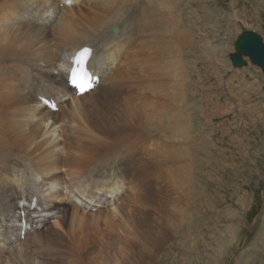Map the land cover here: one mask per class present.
Here are the masks:
<instances>
[{"label":"bare ground","instance_id":"obj_1","mask_svg":"<svg viewBox=\"0 0 264 264\" xmlns=\"http://www.w3.org/2000/svg\"><path fill=\"white\" fill-rule=\"evenodd\" d=\"M55 1L0 0V264H128L136 250L150 260L157 253L147 255L144 239L155 252L167 240L155 216L172 209V164L182 167L175 148L158 143L160 150L153 140L188 137L189 114L175 94L188 71L179 62L177 69L163 67L165 81L155 72L160 57L152 56V72L148 60L140 62L143 44L134 36H159L161 27L156 15L137 20L138 9L126 6L133 0H64L61 8ZM232 46L244 73L250 59ZM83 47L90 48L85 69L93 88L78 95L66 79L72 66L80 71L73 58ZM258 87L252 84L254 95ZM161 92L170 102H158ZM127 180L132 188L123 191ZM94 182L112 195L111 208L90 205L101 204L89 191ZM33 198L40 212L30 207Z\"/></svg>","mask_w":264,"mask_h":264},{"label":"rangeland","instance_id":"obj_2","mask_svg":"<svg viewBox=\"0 0 264 264\" xmlns=\"http://www.w3.org/2000/svg\"><path fill=\"white\" fill-rule=\"evenodd\" d=\"M63 1L55 2L61 8ZM138 1L126 3V6L133 5L129 12L138 9L136 19L142 21L149 14L156 15L161 27L159 36L142 31L134 36L143 44L140 62L148 60L145 68L152 72L156 66L152 56L160 57V69L156 66L155 72L159 71L165 81L168 76L165 77L163 67L177 69L178 62L180 68L186 67L188 81L175 85V94L179 98L176 105L189 114L190 130L188 137L175 142L170 139L173 143L166 139L162 140L164 142L153 140L154 146L164 143L172 150L175 148L176 159L181 161L182 167L172 164L176 171L175 182L171 183L177 187L175 189L171 184L172 188L171 185L168 188L171 195L169 208L172 209L155 216L167 235V240L160 245L161 252L149 247L145 238L142 249L149 251L147 255H158L143 260L136 250L128 264H136L138 260L137 264L144 261V264H264V74L250 60L249 68L242 73L241 67L231 65L232 51L228 50L232 44V48L235 47L237 39L246 31L258 34L264 43V10L255 11V5L262 4V0ZM89 2L91 4L92 0ZM89 2H84L81 10L86 9ZM262 6L264 4L259 7ZM46 20L48 17L44 16V22ZM170 25H173V31L167 32ZM167 43L171 44L167 46ZM50 74L56 76L59 73L51 71ZM62 76L65 77V72ZM94 77V81H99L100 76ZM66 81H70V70ZM253 83H259L258 95H254ZM161 93L158 102L167 103L168 96ZM40 100L44 105L49 101L42 97ZM216 108L221 113L217 114ZM145 133L151 139L150 133ZM168 177L172 178L171 174ZM118 185L119 182L109 187L116 189ZM96 187L94 182L89 191L101 204L90 205L106 210L109 207L106 201L112 200V195H105ZM130 188L132 184L127 180L123 191ZM36 209L40 212V208ZM44 212L43 206L40 215ZM47 217L53 222V216ZM20 223V236L23 237L25 220Z\"/></svg>","mask_w":264,"mask_h":264},{"label":"water","instance_id":"obj_3","mask_svg":"<svg viewBox=\"0 0 264 264\" xmlns=\"http://www.w3.org/2000/svg\"><path fill=\"white\" fill-rule=\"evenodd\" d=\"M235 48L239 54L248 57L264 74V43L258 34L252 31L243 32L236 41ZM230 60L234 67L246 64L236 55H231Z\"/></svg>","mask_w":264,"mask_h":264},{"label":"snow or ice","instance_id":"obj_4","mask_svg":"<svg viewBox=\"0 0 264 264\" xmlns=\"http://www.w3.org/2000/svg\"><path fill=\"white\" fill-rule=\"evenodd\" d=\"M88 52H89V49L88 48H84L82 50V52L79 53V57L77 58L76 63L77 64L82 63L83 59L87 58V53ZM72 75H73V79H72L73 86L75 87V89L77 90V92L79 94H83L87 90L86 85L84 83H82V82H77L76 73L75 72ZM85 75H87V74L85 73Z\"/></svg>","mask_w":264,"mask_h":264}]
</instances>
